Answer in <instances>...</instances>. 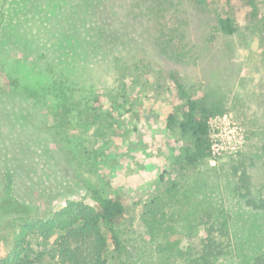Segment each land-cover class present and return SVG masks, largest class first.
<instances>
[{
  "label": "rangeland",
  "instance_id": "374dc122",
  "mask_svg": "<svg viewBox=\"0 0 264 264\" xmlns=\"http://www.w3.org/2000/svg\"><path fill=\"white\" fill-rule=\"evenodd\" d=\"M211 1L203 12L190 0H0V258L25 220L92 188L129 203L126 253L110 264H183L143 240L155 206L181 246L203 236L197 215L227 218L219 264H248L264 250V211L239 196L258 198L264 186V51L247 0ZM255 2L260 17L264 0ZM217 15L233 19V36L216 30ZM170 71L228 109L211 122L220 153L185 168L173 158L185 139L166 127ZM28 240L33 264H52L43 238Z\"/></svg>",
  "mask_w": 264,
  "mask_h": 264
},
{
  "label": "trees",
  "instance_id": "16d2710c",
  "mask_svg": "<svg viewBox=\"0 0 264 264\" xmlns=\"http://www.w3.org/2000/svg\"><path fill=\"white\" fill-rule=\"evenodd\" d=\"M190 1L203 12L213 3L211 0ZM225 2L229 4L231 0ZM247 5L258 26L263 52L264 15L259 17L255 0H247ZM215 23L216 30L224 36L231 37L237 32L233 19L228 16L217 15ZM167 78L174 87L176 104L166 116V127L178 129L185 139L173 152L174 162L180 168L194 166L211 157L210 120L225 115L228 109L223 97L217 98L206 90L192 92L175 71H170ZM101 100L95 97L90 109H100ZM262 147L264 150V138ZM167 183L164 193L171 199L177 191V183L173 179H168ZM239 196L247 207L264 211V186L258 198L248 192ZM87 197L66 200L46 219L25 220L15 233L11 249L0 258V264H33V250L28 239L35 234L43 238L46 247L49 246L45 255L52 264H110L111 260L124 256L127 248L120 226L129 210L127 199L119 195L105 196L96 188L90 189ZM167 217V212L159 206L149 207L143 217V240L159 247L166 258L181 260L183 264H219L228 254L229 222L219 213L208 221L196 216L193 227L203 229L204 234L194 246H181L180 240L170 239L172 230L166 223ZM52 236L55 237L50 242ZM248 264H264V250L255 253Z\"/></svg>",
  "mask_w": 264,
  "mask_h": 264
},
{
  "label": "built area",
  "instance_id": "2783aa9c",
  "mask_svg": "<svg viewBox=\"0 0 264 264\" xmlns=\"http://www.w3.org/2000/svg\"><path fill=\"white\" fill-rule=\"evenodd\" d=\"M214 119H216V118H214ZM214 119L210 120V139H211V122H212ZM218 149H219V147H218L215 143H213V142L211 141V156L216 155V154H219L220 152H219Z\"/></svg>",
  "mask_w": 264,
  "mask_h": 264
}]
</instances>
